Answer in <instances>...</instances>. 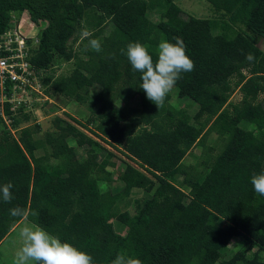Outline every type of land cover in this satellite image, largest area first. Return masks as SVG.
Segmentation results:
<instances>
[{
	"label": "trees",
	"instance_id": "trees-1",
	"mask_svg": "<svg viewBox=\"0 0 264 264\" xmlns=\"http://www.w3.org/2000/svg\"><path fill=\"white\" fill-rule=\"evenodd\" d=\"M177 1L0 0V33L10 27L12 13L26 11L36 25H46L32 57L44 92L88 111L86 121L67 114L75 124L54 117L52 130L39 137V123L20 128L30 123L29 114L15 118L19 138L0 119V185L11 183L14 197L0 202V244L24 220L9 213L20 206L38 213L27 220L89 254L93 264H112L121 253L141 264H264V197L250 183L264 170V104L257 102L264 96V50L258 46L264 0H209L219 19L185 18ZM85 29L92 33L88 39L100 41L101 52L88 47V39L74 48ZM176 37L195 67L172 90L197 104L194 115L174 108L171 92L157 108L121 54L139 42L155 60L158 44ZM56 61H73L75 68L55 78L47 72ZM238 88L242 101L230 103ZM215 132L222 139L216 157L204 168L185 166L189 152ZM96 138L141 170L121 160L120 185L113 187L108 168L116 167L117 156ZM73 142L85 156L74 160L63 153ZM94 182L106 184L101 194L82 188ZM137 189L148 196L136 199L130 212L123 205ZM234 238H242L247 250L226 260Z\"/></svg>",
	"mask_w": 264,
	"mask_h": 264
},
{
	"label": "clouds",
	"instance_id": "clouds-1",
	"mask_svg": "<svg viewBox=\"0 0 264 264\" xmlns=\"http://www.w3.org/2000/svg\"><path fill=\"white\" fill-rule=\"evenodd\" d=\"M13 15H17L18 19L31 20L26 11L22 14L12 13V23L10 25L14 23ZM31 24L33 29L40 30V34L37 35L36 32L25 33L38 40L37 46L39 47L41 45V32L44 28L41 30L42 26H38L34 22ZM91 35L92 33L86 29L80 33L81 39H88ZM88 47L97 53L102 51L98 39H88ZM185 49L186 46L180 37L175 38V43L161 41L155 52V60L148 48L139 42L129 43L126 48L121 49V54L128 60L132 71L139 73V89L143 90L146 98L155 104L157 108L163 107L167 95L174 88L177 81L182 78V73L191 72L195 67L193 61L186 55ZM246 59L252 61L254 57L249 54ZM8 113L9 110H7ZM22 114L31 115L32 112L24 113L21 111L16 118ZM0 119L5 123L3 117H0ZM14 121L15 119L10 127L5 123L13 135L16 131L13 127ZM250 183L253 191L258 196L264 197V170L254 173L250 178ZM12 188L11 183L0 185V202H12L14 199ZM9 213L12 217L25 220L29 216L38 215L30 207L20 206L9 209ZM18 236L20 247L15 254L14 264H32V262L34 264H93V258L89 254L70 243L61 242L59 237L50 234L38 224L26 222L20 228ZM112 264H141V262L121 253L112 261Z\"/></svg>",
	"mask_w": 264,
	"mask_h": 264
},
{
	"label": "rangeland",
	"instance_id": "rangeland-1",
	"mask_svg": "<svg viewBox=\"0 0 264 264\" xmlns=\"http://www.w3.org/2000/svg\"><path fill=\"white\" fill-rule=\"evenodd\" d=\"M178 5L182 8L183 10V17L187 18L189 15L196 16L198 18H211L213 19H219L221 17L220 14H216L212 11L211 9V4L209 0H178L177 1ZM33 23L31 20L28 21L27 19H24L22 22V29L23 32H28V33H33L36 32L37 35L40 34V30L36 28H32ZM45 23L43 24L41 30L45 27ZM239 29H244V27H237ZM81 36L80 39L76 44H74V48H78L79 44L81 43ZM258 46L264 50V39H262ZM75 64L73 61L71 62H65V61H56L55 65L52 70L48 71V75L56 77L60 76H68L71 74V72L74 70ZM246 73V72H245ZM41 85V84H40ZM43 87V85H41ZM50 94L52 93V90L49 92ZM44 94V95H43ZM40 95L39 93H36L33 95V102L30 105V108L28 110H31V121L29 124L23 123L21 125V129L23 127H29V125L32 124H37L39 123L42 126V133L40 135H37V137L41 136L45 131H48L51 128L52 125V119L54 117L59 116L63 119H66L67 121H70L72 124H75L71 119L68 118L67 114H70L76 119H79L80 121H86L85 118L88 115V111L81 105L77 104L74 101H71L65 97H62L60 95H54V97H50V95L43 93ZM98 94L97 90H94L91 92V95L94 97ZM171 99H170V104L176 108V109H182V110H187L190 115H194L197 112V104L192 103L190 100H179L177 98V94L175 91L171 90ZM243 99V94L242 92L238 89H236L235 93L232 95L230 99V103L237 104L240 103ZM257 102H262L264 104V96L261 95L259 100ZM135 105H139L138 100H135L133 102ZM192 123H195L192 121ZM0 128H3V126L0 124ZM82 129V128H81ZM85 131L87 134L92 136L91 133L86 131L85 129H82ZM250 131H254L255 134H259V130L256 129L255 125H251L249 127ZM15 136H18V138L21 135V131L14 133ZM2 136V135H1ZM98 141H100L103 145H105L110 151L115 153L117 158L114 161L116 164L115 168H108L109 171L113 172L114 174V182H113V187H118L120 185L119 180L117 179L119 176V173L122 172L123 170V164L121 160L129 162L131 165L134 167L139 168V166L131 160H128L122 152L118 151L117 149L110 147L106 145L104 142H102L100 139L96 138ZM222 146V139L221 137L215 132L211 133L207 138L205 139L204 145H198L194 147L191 150L190 155H187L185 159V166L190 167L192 166H197L201 168V166H205L206 162L212 161L216 155L220 152ZM211 148H213L211 150ZM63 153H69L72 155V157L75 159H78L81 156H85V151L84 149H80L79 147L76 146V144L73 142V144L69 145L67 150H65ZM36 157H42L44 155V151L38 150L35 151ZM203 166V168H204ZM141 170V169H140ZM143 171V170H142ZM149 177L152 178L150 174L147 173ZM182 181V178L180 179ZM95 186L93 189L92 186L84 184L82 188L88 192L92 191H97V194H101L105 188L106 184L101 182V183H92ZM147 195L146 192H144L142 189H137L134 191L133 195L130 197L131 198V203L129 205H123V208L128 209L130 212L135 211V200L136 199H143ZM119 205H122V202L119 203ZM23 223L30 222L29 220H22ZM31 223V222H30ZM117 232L123 234L125 233V228L122 226H116L115 227ZM19 232H17L15 235H18ZM14 237V236H13ZM247 250V245L245 244V241L242 238H234L232 242L230 243L229 247L224 250V258L226 260L232 258L233 255L238 253L239 251ZM14 248L11 245V241L8 240V242L5 243L3 248L0 250V264H14ZM222 260H224L222 258ZM34 264V262H32Z\"/></svg>",
	"mask_w": 264,
	"mask_h": 264
},
{
	"label": "built area",
	"instance_id": "built-area-1",
	"mask_svg": "<svg viewBox=\"0 0 264 264\" xmlns=\"http://www.w3.org/2000/svg\"><path fill=\"white\" fill-rule=\"evenodd\" d=\"M13 20L0 33V117L9 127L21 111L31 112L33 95L44 93L42 72L32 63L39 42L23 32V18L13 15Z\"/></svg>",
	"mask_w": 264,
	"mask_h": 264
},
{
	"label": "crops",
	"instance_id": "crops-1",
	"mask_svg": "<svg viewBox=\"0 0 264 264\" xmlns=\"http://www.w3.org/2000/svg\"><path fill=\"white\" fill-rule=\"evenodd\" d=\"M49 130H52V125L51 128ZM48 130V131H49ZM192 154L191 151L189 152L188 155ZM25 223L20 222L13 230L12 232L7 236V238L0 244V250L3 248V246L5 245L6 242H8V240L11 241V245L14 248V259H15V254L18 251L19 247H20V240H19V236L15 235L17 232H19L20 228L24 225ZM14 236V237H13ZM14 262V261H13Z\"/></svg>",
	"mask_w": 264,
	"mask_h": 264
}]
</instances>
